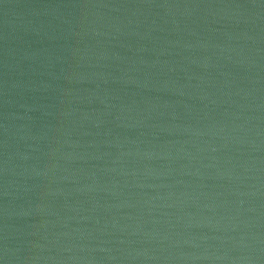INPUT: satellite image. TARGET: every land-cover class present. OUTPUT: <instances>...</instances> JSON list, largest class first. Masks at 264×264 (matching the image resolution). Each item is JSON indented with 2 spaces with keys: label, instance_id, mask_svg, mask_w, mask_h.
Wrapping results in <instances>:
<instances>
[{
  "label": "water",
  "instance_id": "1",
  "mask_svg": "<svg viewBox=\"0 0 264 264\" xmlns=\"http://www.w3.org/2000/svg\"><path fill=\"white\" fill-rule=\"evenodd\" d=\"M0 264H264V0H0Z\"/></svg>",
  "mask_w": 264,
  "mask_h": 264
}]
</instances>
